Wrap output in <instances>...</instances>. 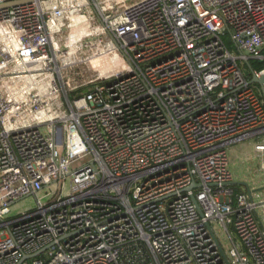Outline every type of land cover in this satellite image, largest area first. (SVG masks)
<instances>
[{
	"label": "built area",
	"instance_id": "2783aa9c",
	"mask_svg": "<svg viewBox=\"0 0 264 264\" xmlns=\"http://www.w3.org/2000/svg\"><path fill=\"white\" fill-rule=\"evenodd\" d=\"M252 75L264 0L0 8V264H264L229 158L252 139L264 173Z\"/></svg>",
	"mask_w": 264,
	"mask_h": 264
},
{
	"label": "crops",
	"instance_id": "0c3cea01",
	"mask_svg": "<svg viewBox=\"0 0 264 264\" xmlns=\"http://www.w3.org/2000/svg\"><path fill=\"white\" fill-rule=\"evenodd\" d=\"M238 143L232 144L229 147V152H234V147ZM252 155L256 156L257 158L256 153ZM237 156L238 154L236 155L235 160L234 158H230V169L233 174V184L236 185L239 189H247L244 185L239 184V182H247L251 189H255L262 186L264 180L257 178V174L254 173L253 167L251 168V165H248V161L245 162L243 158L244 162H239Z\"/></svg>",
	"mask_w": 264,
	"mask_h": 264
},
{
	"label": "rangeland",
	"instance_id": "374dc122",
	"mask_svg": "<svg viewBox=\"0 0 264 264\" xmlns=\"http://www.w3.org/2000/svg\"><path fill=\"white\" fill-rule=\"evenodd\" d=\"M234 150H235L234 152H232V151L229 152V158H234V160H235L236 155L238 154L237 158H238L239 162H244V161L247 162L248 161V165H251V168L253 167L254 173L257 174L260 179H262L261 177L264 176V173L259 169L260 168V161L258 160V158H256V156L252 155V154H255L253 140L247 139V140H243V141L239 142L234 147ZM243 158H244V161H243ZM262 186H264V183L262 184ZM259 192L262 195H264V189L259 191ZM29 205H30V200H27L24 202L23 206H29ZM217 232H218V237L220 238V240L223 241L225 239V235L222 233L221 230L217 229Z\"/></svg>",
	"mask_w": 264,
	"mask_h": 264
},
{
	"label": "water",
	"instance_id": "95a60500",
	"mask_svg": "<svg viewBox=\"0 0 264 264\" xmlns=\"http://www.w3.org/2000/svg\"><path fill=\"white\" fill-rule=\"evenodd\" d=\"M32 1H34V0H11V1H7L4 3H0V8L10 7V6H14V5L22 4V3H27V2H32ZM248 67L252 71V67L249 64H248ZM251 81L257 82L259 84H263L264 83V77L262 79H256L255 76L252 75ZM239 184L244 185L251 195L253 192L261 191L264 189V186H260V187L255 188V189H251L247 182H239Z\"/></svg>",
	"mask_w": 264,
	"mask_h": 264
},
{
	"label": "trees",
	"instance_id": "16d2710c",
	"mask_svg": "<svg viewBox=\"0 0 264 264\" xmlns=\"http://www.w3.org/2000/svg\"><path fill=\"white\" fill-rule=\"evenodd\" d=\"M260 64H257V63H253L252 62V66L255 68V67H257V66H259Z\"/></svg>",
	"mask_w": 264,
	"mask_h": 264
}]
</instances>
